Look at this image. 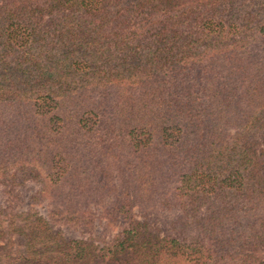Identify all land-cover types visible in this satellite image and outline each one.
<instances>
[{"label": "trees", "instance_id": "obj_1", "mask_svg": "<svg viewBox=\"0 0 264 264\" xmlns=\"http://www.w3.org/2000/svg\"><path fill=\"white\" fill-rule=\"evenodd\" d=\"M223 1L0 0V113L28 120L0 121L1 181L35 171L43 195L87 198L66 209L103 189L109 223L130 222L101 247L41 218L19 226L32 239L44 228L21 264H264V25L236 32L216 20ZM88 145L108 166L77 178L71 152ZM113 168L134 182L105 204ZM136 205L177 211V233L137 220Z\"/></svg>", "mask_w": 264, "mask_h": 264}, {"label": "rangeland", "instance_id": "obj_2", "mask_svg": "<svg viewBox=\"0 0 264 264\" xmlns=\"http://www.w3.org/2000/svg\"><path fill=\"white\" fill-rule=\"evenodd\" d=\"M217 10L218 15L216 20L223 19L228 23L234 22L236 24L235 28H237L236 32L243 31L241 28H243L242 25L245 22H251V26L249 25L248 27V29L251 28V30L248 31L249 33L260 32V29L255 30V25L257 23H259L260 26L264 25V0H225L219 5ZM115 62L117 65L118 59ZM117 68L120 71L122 70L119 64ZM97 69H105V65L101 64ZM81 73L82 72H73L70 74V79L74 82L73 87H77L76 83L82 81L77 79L78 76H81ZM137 74H140L139 71ZM95 94L97 95V93ZM55 95L56 94L52 96L55 98ZM10 103L12 104L11 108H15V102ZM1 107L4 108V111L0 113V121L4 120L7 124L9 120V122L15 126L14 128L16 131L21 130H17V126L26 125L28 122L25 114L13 117L15 109H10L6 103L2 104ZM52 108H55V106ZM89 116L92 115L89 114L85 117ZM3 128L4 126L0 123L1 132ZM8 128L9 126H6L7 130ZM6 129H3L6 135L1 133L4 140L10 138L7 136ZM13 132L14 130H10L8 134L12 136ZM69 132L73 133L72 130ZM86 138L87 136L81 135L78 140H75V144L83 142ZM87 147H90L91 150L88 148L81 149L79 160L76 158V151L71 152L73 154V164L79 167L77 171H81L78 172L77 178H98L97 172L100 171L101 167H107L108 163L101 158V153L98 154L95 152L93 145H88ZM10 158L11 157H6L3 160L4 162H11V160H9ZM94 163H96V165ZM13 170H15V168H11L10 171H8L11 172ZM84 171L85 175H82ZM113 173L117 178L113 177L110 179L116 186L114 191L105 194V204L121 196L124 189L123 185L128 181L131 183L134 182V178H119L116 168H113ZM21 176L22 175H18L17 183H4L1 181L3 178H0V262L4 264H21L19 259L20 256L25 254L26 244H36V246H39L37 248L40 249L41 244L37 243L40 241L38 236H40L39 234L44 228L35 229V232L39 234L34 239H32L31 235L30 237H26L25 235L20 236L21 234L16 229L19 226H24V231L31 234L30 228L32 223L39 226L42 225L39 222L40 218L47 221L55 234L58 232L65 239L87 240L99 247L107 244L118 232H123L130 223L128 220L124 219H120L116 226L109 223L108 217L104 213L105 206H102V203L97 202L95 199L97 195L104 192L103 189L93 192L92 199H89L90 202L86 201V204H80L78 202L77 209H66L65 203L66 201L72 200L71 197L76 199L80 197L82 200L87 198L85 196H79L76 192H73L75 196H72V193L68 195L69 192L67 187L63 189L64 192H60L58 196H51L49 194L43 195V193H40V190L49 180H45V178H35L37 176L35 171H33V175H30V178L26 180H23L22 178L24 177ZM90 182L94 181L91 180ZM143 192L147 191L143 190ZM63 198L65 201L62 200ZM132 214L137 220H148L151 227L161 235L170 234L174 236L177 233L176 223H172L174 218L179 215L177 211L154 208L145 211L142 207L136 205L132 210ZM173 227L175 229H173ZM191 234L196 235V233ZM180 238L185 239L184 237Z\"/></svg>", "mask_w": 264, "mask_h": 264}]
</instances>
